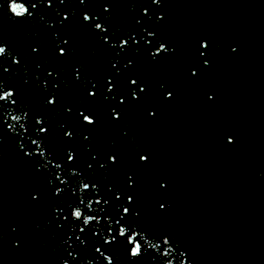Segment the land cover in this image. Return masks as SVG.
Returning a JSON list of instances; mask_svg holds the SVG:
<instances>
[{
    "label": "water",
    "instance_id": "95a60500",
    "mask_svg": "<svg viewBox=\"0 0 264 264\" xmlns=\"http://www.w3.org/2000/svg\"><path fill=\"white\" fill-rule=\"evenodd\" d=\"M0 47V264H264V0H0Z\"/></svg>",
    "mask_w": 264,
    "mask_h": 264
},
{
    "label": "snow or ice",
    "instance_id": "6c2138e0",
    "mask_svg": "<svg viewBox=\"0 0 264 264\" xmlns=\"http://www.w3.org/2000/svg\"><path fill=\"white\" fill-rule=\"evenodd\" d=\"M33 7H35V5H33ZM12 12L15 13V15L18 16V17H19V16H22V15L25 14V13H27V15H30V12L28 11L27 8L18 7V6L15 5V4L12 5ZM83 19H84L85 21H88V20H89V17H88L87 15H85V16L83 17ZM95 28H96V29H101V25H100L99 23H97V24L95 25ZM149 35H151V33H150ZM125 43H126V41H123V40H122L121 45H124ZM200 46H201V48H205V47H207V45L204 44V43H201ZM162 50H165V46H164L163 44L160 45V47L156 50V53H153V55L159 53V52L162 51ZM4 52H5V48H4V47H0V53H4ZM60 54H61V55H64V50H63V49H60ZM201 55H203V53H201ZM131 83H132V84H135L136 81L133 80V81H131ZM141 90L143 91V89H141ZM7 95L10 96V97H12V96H13V93H12L11 91H9V92L7 93ZM89 95L92 96V95H94V93L89 92ZM168 95H170V93H169ZM133 98H135V94H134V93H133ZM48 103H49V104L53 103V100H49ZM81 115L83 116V121H84L85 123H87V124H93V123H94V120L92 119L91 116H89V115H84L83 113H81ZM113 116H114V118H116L115 113H113ZM13 119H18V118H17V117H13ZM39 123H40V121L38 122V124H39ZM9 127L11 128V126H9ZM39 131H40L41 133H43V132H45V129H44V128H40ZM66 135H67V134H66ZM229 142H231V141H229ZM32 143H33V144H36V141L33 140ZM41 155H43V153H41ZM68 159H73V157H72L71 154L68 155ZM109 159H110V160H114V157H109ZM140 159H141V161H145V160H146V157H145V156H141ZM57 191H59V190H57ZM129 199H131V198L129 197ZM128 212H129V209H128V208H124V209H123V213H124V214H127ZM73 214H74L77 218L81 217V212H80V211H75ZM117 223H119V221H117ZM83 230H84L83 228L80 229L81 232H82ZM125 234H126V232H125L124 228L121 227L120 230H119V235H120L121 237H123V236H125ZM137 235H138V233H137ZM113 239H115V237H113ZM108 242H109V241H107V240L105 241V243H108ZM167 242H168L167 239H165V243H167ZM127 243H128L129 245H131V244L133 243V240L130 239L129 236L127 237ZM96 251L99 252L100 249L97 248ZM141 252H142V247H141V244L138 243V242H136V243H135V246L131 247V249H130V255H131L132 257H137V256H139V255L141 254ZM105 259H108V258L105 257ZM109 264H111V261H109Z\"/></svg>",
    "mask_w": 264,
    "mask_h": 264
},
{
    "label": "clouds",
    "instance_id": "9594fccd",
    "mask_svg": "<svg viewBox=\"0 0 264 264\" xmlns=\"http://www.w3.org/2000/svg\"><path fill=\"white\" fill-rule=\"evenodd\" d=\"M8 10H9V11H12V8H9V7H8Z\"/></svg>",
    "mask_w": 264,
    "mask_h": 264
}]
</instances>
